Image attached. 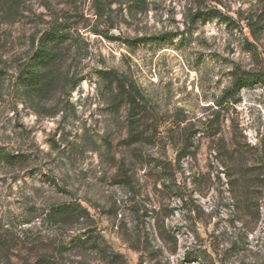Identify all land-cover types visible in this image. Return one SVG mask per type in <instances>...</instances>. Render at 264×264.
Returning <instances> with one entry per match:
<instances>
[{
	"label": "rangeland",
	"instance_id": "rangeland-1",
	"mask_svg": "<svg viewBox=\"0 0 264 264\" xmlns=\"http://www.w3.org/2000/svg\"><path fill=\"white\" fill-rule=\"evenodd\" d=\"M261 70L264 0H0V264H264Z\"/></svg>",
	"mask_w": 264,
	"mask_h": 264
},
{
	"label": "trees",
	"instance_id": "trees-1",
	"mask_svg": "<svg viewBox=\"0 0 264 264\" xmlns=\"http://www.w3.org/2000/svg\"><path fill=\"white\" fill-rule=\"evenodd\" d=\"M165 39L168 37L162 35ZM71 35L62 24L53 26L45 30L39 37L37 49L30 55L29 61L21 67L18 75V81L23 84L29 90L40 91L47 85V78L55 63L56 48L59 44L68 41ZM107 73V72H106ZM112 73V72H108ZM122 87L125 88L124 81L120 78ZM262 80L264 82V71L261 70L253 76L239 75L235 78L231 88L225 92L226 97H233L234 93L239 91L242 86H247L253 82ZM78 85V84H77ZM130 89L128 90L129 102L133 106L138 102V96L141 95L137 85L133 81L129 82ZM27 160L24 154H14L4 148H0V164L6 163L9 165H18L24 163ZM76 207L71 204H62L54 209L53 217L60 219L63 215L71 213Z\"/></svg>",
	"mask_w": 264,
	"mask_h": 264
}]
</instances>
